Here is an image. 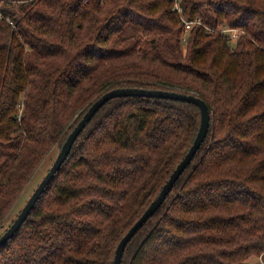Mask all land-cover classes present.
<instances>
[{
    "label": "trees",
    "instance_id": "obj_1",
    "mask_svg": "<svg viewBox=\"0 0 264 264\" xmlns=\"http://www.w3.org/2000/svg\"><path fill=\"white\" fill-rule=\"evenodd\" d=\"M182 17L201 25L185 34ZM125 87L193 93L211 122L121 264L264 261V0H0V223L92 103ZM200 123L186 101H107L0 264H114Z\"/></svg>",
    "mask_w": 264,
    "mask_h": 264
},
{
    "label": "water",
    "instance_id": "obj_2",
    "mask_svg": "<svg viewBox=\"0 0 264 264\" xmlns=\"http://www.w3.org/2000/svg\"><path fill=\"white\" fill-rule=\"evenodd\" d=\"M129 96H146L156 98H168L173 100H181L193 103L197 105L201 112V123L197 136L190 147L189 151L183 158V160L177 165L176 169L171 174L170 178L164 184L159 195L151 202L148 208L140 216V218L132 225L127 233L121 238L115 253L114 264H121L124 251L126 246L136 232L148 221V219L161 207L168 194L173 189L175 183L178 181L182 173L185 171L187 166L191 163L193 157L197 153L198 149L205 140L211 122V113L208 103L200 98L199 96L191 93H181L177 91L162 90V89H145L139 87H125V88H114L106 91L96 101L92 103L87 112L83 115L81 120L73 128L71 133L68 135L66 141L59 150L52 166L47 171L43 179L40 181L38 186L32 192L27 202L20 210L16 218L9 225V227L0 235V246L5 245L10 239L14 238L15 234L20 230L23 223L32 213L36 206L37 201L41 198L42 194L47 190L51 184L56 173L60 170L63 163L69 156L73 144L76 141L79 134L84 130L87 123L91 121L93 116L99 111V109L109 100L117 97H129Z\"/></svg>",
    "mask_w": 264,
    "mask_h": 264
},
{
    "label": "rangeland",
    "instance_id": "obj_3",
    "mask_svg": "<svg viewBox=\"0 0 264 264\" xmlns=\"http://www.w3.org/2000/svg\"><path fill=\"white\" fill-rule=\"evenodd\" d=\"M184 44H186V43H184ZM183 52L186 53L185 46H184ZM58 152H59L58 147H54L53 150H51L49 152L48 156L42 161L39 168H37L32 179L30 180L28 185L23 190L19 200L13 205V207L8 212L6 217L0 223V235L9 227V225L12 223V221L16 218V216L20 212V210L23 208V206L27 202V200L30 197V195L32 194V192L35 190V188L38 186L40 181L43 179V177L45 176L47 171L52 166ZM249 264H264V261L261 260L260 258L254 257V258L250 259Z\"/></svg>",
    "mask_w": 264,
    "mask_h": 264
},
{
    "label": "built area",
    "instance_id": "obj_4",
    "mask_svg": "<svg viewBox=\"0 0 264 264\" xmlns=\"http://www.w3.org/2000/svg\"><path fill=\"white\" fill-rule=\"evenodd\" d=\"M175 8H177V11L179 13L182 12V9L178 4V2L175 4ZM182 20L185 24V34L189 33L192 30V28L195 27L196 25H201L200 20H189L186 17H182ZM220 31L225 33L231 41H236L242 34L245 33L244 30L240 28H233L230 26H223L220 28ZM184 41H186V38H184Z\"/></svg>",
    "mask_w": 264,
    "mask_h": 264
}]
</instances>
